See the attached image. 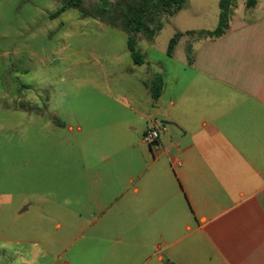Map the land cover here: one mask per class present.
<instances>
[{
  "label": "crops",
  "instance_id": "0c3cea01",
  "mask_svg": "<svg viewBox=\"0 0 264 264\" xmlns=\"http://www.w3.org/2000/svg\"><path fill=\"white\" fill-rule=\"evenodd\" d=\"M240 1L221 37L186 34L215 29L179 32L183 36L167 55L171 72L147 53L142 65L134 63L145 69V91L122 99L130 115L115 122L118 138L101 139L103 150L115 142L114 150L90 165L84 177L72 176V182L86 183L90 226L111 234L104 237L103 255L88 251L90 264L113 258L116 246L132 264H264V0L252 8ZM183 41L187 46L177 58ZM157 75L164 88L154 99L148 83ZM137 103L140 109H132ZM23 112L27 125L34 117L45 128L84 132L79 123L60 122L58 113L47 109ZM151 128L160 138L147 145L142 136ZM46 195L35 192L27 200V192L0 193V211L21 197L16 214L33 212L46 220ZM74 198L59 204L70 221L81 217ZM54 215L59 235L48 239L42 232L40 242L8 236L1 239L7 244L1 252L12 253L8 245L17 241L28 245L26 253L17 252L25 264H71L64 260L67 248L81 236H60L63 220Z\"/></svg>",
  "mask_w": 264,
  "mask_h": 264
},
{
  "label": "rangeland",
  "instance_id": "374dc122",
  "mask_svg": "<svg viewBox=\"0 0 264 264\" xmlns=\"http://www.w3.org/2000/svg\"><path fill=\"white\" fill-rule=\"evenodd\" d=\"M109 1L115 5L120 0ZM99 2L86 0L87 13L95 14ZM60 7L59 0H0V193L27 192V200L35 192L45 193L49 213L46 220L33 212L18 215L22 198H15L11 206L0 211V246L7 245L1 239L8 236L40 242L42 232L48 233V239L59 235L54 228L55 218H51L55 213L64 224L60 236L72 240L81 236L67 248L64 260L90 264L88 251L103 255L102 246L108 244L103 242L104 237L111 234L98 225L90 226L91 216L85 211L89 207L86 183L83 179L72 182V176L84 177L90 165L114 150L115 142L110 143L109 150H103L101 139L105 135L118 138L115 122L130 115L121 101L144 94L146 72L134 65L125 32L99 19L83 17L75 9L51 20L50 15ZM218 13V0H186L185 7L174 17L160 18L163 27L152 40L142 34L137 36L138 43L141 41L138 49L171 72V60L166 54L169 41L180 31L215 29ZM185 45L183 41L177 58L184 54ZM27 109L58 113L60 122L73 126L79 123L84 132L70 134L65 128H45L36 124L33 116L27 125L28 114L23 112ZM132 109H140L138 103ZM29 126L33 129L27 132ZM34 126L43 129L39 131ZM102 128L108 129L99 131ZM73 197L79 201L81 211V217L73 218L78 226L68 220L65 208L59 205L63 200L72 204ZM8 247L12 253L5 256L0 250V264H25L17 252L26 253L28 245L16 241ZM124 253L116 246L113 258L96 259L92 264H132Z\"/></svg>",
  "mask_w": 264,
  "mask_h": 264
},
{
  "label": "trees",
  "instance_id": "16d2710c",
  "mask_svg": "<svg viewBox=\"0 0 264 264\" xmlns=\"http://www.w3.org/2000/svg\"><path fill=\"white\" fill-rule=\"evenodd\" d=\"M61 7L50 15V19L59 18L68 10H78L83 17L99 19L114 29H119L128 35L127 47L136 65L145 62L144 55L138 49L137 36L144 35L147 40H152L161 31L163 24L160 18L163 15L170 17L180 12L186 4V0H120L113 5L109 0H100L96 6L95 14L87 13L84 8L86 0H59ZM237 0H219V23L213 31H201L198 33L187 32L186 34H198L204 38H219L229 28L232 7ZM258 0H246L247 8H252ZM158 21V22H157ZM183 36L177 33L168 44L167 55L171 57L174 50ZM154 99H158L164 88L162 75H157L148 83Z\"/></svg>",
  "mask_w": 264,
  "mask_h": 264
},
{
  "label": "built area",
  "instance_id": "2783aa9c",
  "mask_svg": "<svg viewBox=\"0 0 264 264\" xmlns=\"http://www.w3.org/2000/svg\"><path fill=\"white\" fill-rule=\"evenodd\" d=\"M159 138H160V134L158 130L151 128L143 134L142 142L147 145H152L156 143L159 140Z\"/></svg>",
  "mask_w": 264,
  "mask_h": 264
}]
</instances>
